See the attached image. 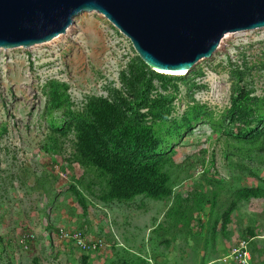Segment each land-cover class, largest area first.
Segmentation results:
<instances>
[{"label":"rangeland","instance_id":"obj_1","mask_svg":"<svg viewBox=\"0 0 264 264\" xmlns=\"http://www.w3.org/2000/svg\"><path fill=\"white\" fill-rule=\"evenodd\" d=\"M239 251L264 264V27L225 34L185 75L145 66L94 12L0 49V264H242Z\"/></svg>","mask_w":264,"mask_h":264},{"label":"water","instance_id":"obj_2","mask_svg":"<svg viewBox=\"0 0 264 264\" xmlns=\"http://www.w3.org/2000/svg\"><path fill=\"white\" fill-rule=\"evenodd\" d=\"M101 15L140 61L185 75L227 33L264 27V0H0V49H27L63 34L79 14Z\"/></svg>","mask_w":264,"mask_h":264},{"label":"trees","instance_id":"obj_3","mask_svg":"<svg viewBox=\"0 0 264 264\" xmlns=\"http://www.w3.org/2000/svg\"><path fill=\"white\" fill-rule=\"evenodd\" d=\"M238 97L241 98V97H242V94L239 93ZM139 102H140V101H138V102L134 101L131 105H132V106H136L137 103H139ZM128 111H130L131 113L133 112V110H132L131 107H128ZM102 125L105 126V127H104L105 129L102 128V127H103ZM94 127H96V129H98V130H104V133H102L103 136H105V137H109V136H111V137H112V134H111L110 131L107 129V127H112V123L110 122V120H109L108 118H104V119H102V122H101L100 124H98V125H95ZM132 134H134L133 136H134L135 138H134V137H130L129 139H126V138L128 137L127 134H125V135L122 134V136H121L120 138L117 139L118 141H124V144H123L122 146H125V149H126L127 151H131V146H137L136 132L133 131ZM125 139H126V141H127V140H129V141L125 142ZM149 145H150V146H157V145H158V138H157V137H155V138H151V141L149 142Z\"/></svg>","mask_w":264,"mask_h":264},{"label":"built area","instance_id":"obj_4","mask_svg":"<svg viewBox=\"0 0 264 264\" xmlns=\"http://www.w3.org/2000/svg\"><path fill=\"white\" fill-rule=\"evenodd\" d=\"M60 237H68L67 235H63V236H60ZM72 238L75 240V243H77L79 246H82L84 247L85 245L79 240V238H76L75 236H72ZM238 256L240 257L241 256V260L239 259V262L244 264L245 262V253H241L240 251L238 252Z\"/></svg>","mask_w":264,"mask_h":264},{"label":"bare ground","instance_id":"obj_5","mask_svg":"<svg viewBox=\"0 0 264 264\" xmlns=\"http://www.w3.org/2000/svg\"><path fill=\"white\" fill-rule=\"evenodd\" d=\"M228 34V33H227ZM224 37V36H223Z\"/></svg>","mask_w":264,"mask_h":264}]
</instances>
